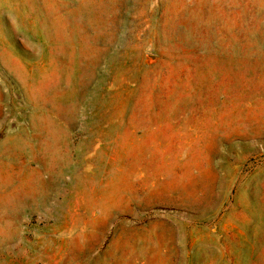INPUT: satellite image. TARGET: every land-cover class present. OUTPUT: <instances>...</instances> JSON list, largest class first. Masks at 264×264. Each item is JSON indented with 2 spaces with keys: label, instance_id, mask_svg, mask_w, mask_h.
I'll return each instance as SVG.
<instances>
[{
  "label": "rangeland",
  "instance_id": "1",
  "mask_svg": "<svg viewBox=\"0 0 264 264\" xmlns=\"http://www.w3.org/2000/svg\"><path fill=\"white\" fill-rule=\"evenodd\" d=\"M0 264H264V0H0Z\"/></svg>",
  "mask_w": 264,
  "mask_h": 264
}]
</instances>
